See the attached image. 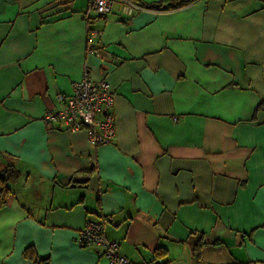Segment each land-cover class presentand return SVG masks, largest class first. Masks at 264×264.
Returning a JSON list of instances; mask_svg holds the SVG:
<instances>
[{
	"label": "crops",
	"instance_id": "crops-1",
	"mask_svg": "<svg viewBox=\"0 0 264 264\" xmlns=\"http://www.w3.org/2000/svg\"><path fill=\"white\" fill-rule=\"evenodd\" d=\"M89 9L0 0V264H107L88 221L134 264H264V0ZM84 73L112 89L105 145L43 122Z\"/></svg>",
	"mask_w": 264,
	"mask_h": 264
},
{
	"label": "built area",
	"instance_id": "built-area-1",
	"mask_svg": "<svg viewBox=\"0 0 264 264\" xmlns=\"http://www.w3.org/2000/svg\"><path fill=\"white\" fill-rule=\"evenodd\" d=\"M119 6V11L127 16H133L144 11L141 6L127 0H90V12L98 15L109 14L114 6ZM89 16V14H88ZM87 14L85 18H88ZM92 32V38L97 36ZM62 104L57 110L47 111L43 122L48 124H62L66 131L75 133L84 130L89 142L94 146L108 144L114 137L113 126V93L106 80L93 81L88 73L82 79L72 84L69 96L58 95ZM105 115L102 118V115ZM80 246L95 247L102 251V256L107 264H134L119 252V244L107 239L102 222L88 221L85 228L78 236ZM142 264V263H141ZM143 264H165L161 260Z\"/></svg>",
	"mask_w": 264,
	"mask_h": 264
},
{
	"label": "trees",
	"instance_id": "trees-1",
	"mask_svg": "<svg viewBox=\"0 0 264 264\" xmlns=\"http://www.w3.org/2000/svg\"><path fill=\"white\" fill-rule=\"evenodd\" d=\"M127 1L139 5L145 10L166 12V11H173L183 8L188 4L195 3L197 0H160L159 2L153 4H145L141 2L139 3L134 0H127ZM88 19L90 20L89 17L87 18V20ZM263 107L264 104L260 105L258 109H261ZM18 177H19V172L16 170V168L13 165H7L4 170L0 171V210L6 206L7 199L11 195L10 184L16 181ZM24 257L33 261L35 264H48V260H40L37 257L33 248H29L28 250H26ZM196 257L200 259V254L198 251L196 252Z\"/></svg>",
	"mask_w": 264,
	"mask_h": 264
},
{
	"label": "water",
	"instance_id": "water-1",
	"mask_svg": "<svg viewBox=\"0 0 264 264\" xmlns=\"http://www.w3.org/2000/svg\"><path fill=\"white\" fill-rule=\"evenodd\" d=\"M85 182H86V178H84V177L74 178L72 180V186L71 187L75 188L77 186H82L83 184H85Z\"/></svg>",
	"mask_w": 264,
	"mask_h": 264
}]
</instances>
